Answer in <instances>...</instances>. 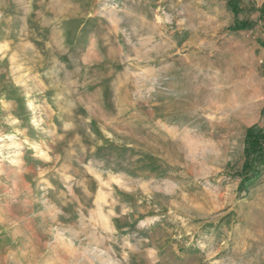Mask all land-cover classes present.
<instances>
[{
	"label": "rangeland",
	"instance_id": "rangeland-1",
	"mask_svg": "<svg viewBox=\"0 0 264 264\" xmlns=\"http://www.w3.org/2000/svg\"><path fill=\"white\" fill-rule=\"evenodd\" d=\"M263 8L0 0V264H264Z\"/></svg>",
	"mask_w": 264,
	"mask_h": 264
},
{
	"label": "trees",
	"instance_id": "trees-1",
	"mask_svg": "<svg viewBox=\"0 0 264 264\" xmlns=\"http://www.w3.org/2000/svg\"><path fill=\"white\" fill-rule=\"evenodd\" d=\"M230 8L232 11L236 14L239 13V8L231 4ZM263 15H264V8H263ZM248 26L247 23H241L239 21H236L235 29L237 30H243L246 29ZM264 132H257L254 129H249L247 131L246 135V143H245V154H246V163L243 167V173H242V180H241V186L240 189H243L244 191H247L249 186L254 184L258 181L260 176L262 175V172L258 169V165H255V163L259 161L264 166ZM249 170L252 171L250 175ZM246 175V176H243Z\"/></svg>",
	"mask_w": 264,
	"mask_h": 264
},
{
	"label": "built area",
	"instance_id": "built-area-1",
	"mask_svg": "<svg viewBox=\"0 0 264 264\" xmlns=\"http://www.w3.org/2000/svg\"><path fill=\"white\" fill-rule=\"evenodd\" d=\"M261 63L264 64V60H261Z\"/></svg>",
	"mask_w": 264,
	"mask_h": 264
},
{
	"label": "crops",
	"instance_id": "crops-1",
	"mask_svg": "<svg viewBox=\"0 0 264 264\" xmlns=\"http://www.w3.org/2000/svg\"><path fill=\"white\" fill-rule=\"evenodd\" d=\"M264 50V49H263ZM263 60V59H262Z\"/></svg>",
	"mask_w": 264,
	"mask_h": 264
}]
</instances>
